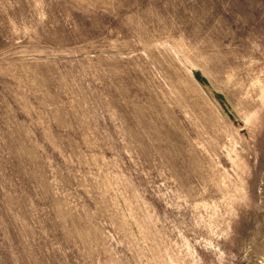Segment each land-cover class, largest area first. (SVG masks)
<instances>
[{"label":"rangeland","instance_id":"1","mask_svg":"<svg viewBox=\"0 0 264 264\" xmlns=\"http://www.w3.org/2000/svg\"><path fill=\"white\" fill-rule=\"evenodd\" d=\"M0 264H264V0H0Z\"/></svg>","mask_w":264,"mask_h":264}]
</instances>
